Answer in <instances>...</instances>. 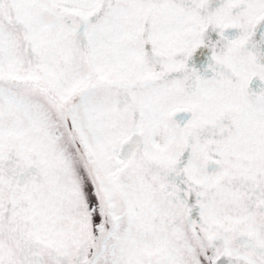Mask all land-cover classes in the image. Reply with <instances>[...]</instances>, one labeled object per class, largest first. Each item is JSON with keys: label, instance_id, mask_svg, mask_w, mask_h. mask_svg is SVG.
<instances>
[{"label": "snow or ice", "instance_id": "1", "mask_svg": "<svg viewBox=\"0 0 264 264\" xmlns=\"http://www.w3.org/2000/svg\"><path fill=\"white\" fill-rule=\"evenodd\" d=\"M0 264H264V0H0Z\"/></svg>", "mask_w": 264, "mask_h": 264}]
</instances>
